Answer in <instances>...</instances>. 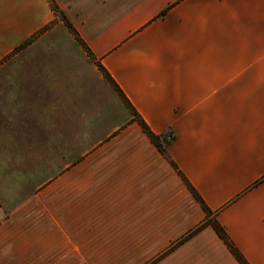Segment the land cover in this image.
Wrapping results in <instances>:
<instances>
[{"label":"crops","instance_id":"0c3cea01","mask_svg":"<svg viewBox=\"0 0 264 264\" xmlns=\"http://www.w3.org/2000/svg\"><path fill=\"white\" fill-rule=\"evenodd\" d=\"M28 38L0 65V264H239L211 225L162 256L207 214L132 108L264 264V0H0V63Z\"/></svg>","mask_w":264,"mask_h":264},{"label":"trees","instance_id":"16d2710c","mask_svg":"<svg viewBox=\"0 0 264 264\" xmlns=\"http://www.w3.org/2000/svg\"><path fill=\"white\" fill-rule=\"evenodd\" d=\"M56 10V9H55ZM56 12H58L59 17L65 22V24L68 26V28L72 31H74L71 23L69 22V20L66 18V16L60 11L57 10ZM30 45V40L24 42L23 44H21L18 49L17 52L19 51H23L25 50L28 46ZM99 69L102 72V74L104 75V77L106 78V80L112 85L114 86V88L116 89V91L120 94V96L124 99V101L129 104L128 100L125 98L124 94L122 93V91L118 88V86L114 83V81L112 80L111 76L109 75V73L101 66L99 65ZM132 112H133V117H134V121H136L140 127L142 128L143 132L149 137V139L152 141V143L158 148V150L164 155V157L169 161V163L171 164V166L180 174V176L183 178L184 183L186 184L188 190L192 193V195L196 198V200L201 204V206L203 207L204 211L207 214V220L205 222H203L200 226H198L197 228H195L194 230H192L188 235H186L185 237L177 240L175 243H173L170 248L162 255H166L168 253H170L171 251H173L175 248L181 246L182 244H184L185 242H187L188 240H190L192 237L196 236L200 231H202L206 226L211 225L214 230L216 231L218 237L227 245L228 249L230 250V252L233 254V256L235 257V259L237 260V262L239 264H249L246 259L241 255V253L233 246V244L230 242L229 238L226 235V232L224 230L223 227H221L216 221H213L211 219V211L209 210V208L206 206V204L204 203V201L202 200V198L198 195V193L194 190V188L192 187V185L186 180V178L182 175V173L180 172V170L178 169L177 165L175 164V162L170 158L169 154H168V146L171 142V140L174 138V135L172 132H166L164 134H156L154 133L150 127L148 126V124L145 122V120L132 108Z\"/></svg>","mask_w":264,"mask_h":264},{"label":"rangeland","instance_id":"374dc122","mask_svg":"<svg viewBox=\"0 0 264 264\" xmlns=\"http://www.w3.org/2000/svg\"><path fill=\"white\" fill-rule=\"evenodd\" d=\"M58 10V8H56V10L55 11H57ZM56 14L58 15V12H56ZM59 16V15H58ZM30 40V38H28V39H26L24 42H26V41H29ZM24 42H22L21 44H23ZM20 44V45H21ZM19 45V46H20ZM18 46V47H19ZM18 47H16L13 51H11L9 54H8V56H6L5 58H4V60H2V62L0 63V65H3V64H5L6 62H7V60L8 59H10L13 55H15V54H18V53H21V51H19V52H17V49H18ZM30 47V45L27 47V48H29ZM26 48V49H27ZM30 50V49H29ZM26 52V51H25ZM27 54H29L30 55V51H28L27 52ZM27 54H25V55H27ZM18 61H15V62H13V64H10L11 66H20L21 65V63L19 64V63H17ZM21 62V61H20ZM17 63V64H16ZM27 64H25V63H23V66H26ZM8 70V69H7ZM8 98H10V96H8ZM23 110H26V107H24V109ZM17 113V112H16ZM25 111L24 112H20V115L22 116V115H25Z\"/></svg>","mask_w":264,"mask_h":264}]
</instances>
